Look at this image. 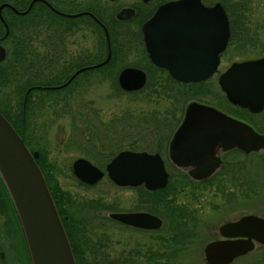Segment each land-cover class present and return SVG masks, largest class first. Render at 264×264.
<instances>
[{"label": "rangeland", "instance_id": "rangeland-1", "mask_svg": "<svg viewBox=\"0 0 264 264\" xmlns=\"http://www.w3.org/2000/svg\"><path fill=\"white\" fill-rule=\"evenodd\" d=\"M135 1L137 0H117V9ZM203 1L207 3L220 2L230 19L231 37L222 56L219 69L227 67L233 62L264 57V0ZM152 2L153 0L149 4ZM126 25L129 26L128 23ZM130 29L126 28V31H130ZM89 30V33H82L84 39L81 38L80 32L74 31L70 41L78 43L79 47L81 42L85 41L84 47L89 44L92 53L95 48L101 46L103 37L96 31L91 32L92 28ZM128 36V34L125 36V44H127ZM131 47H136V45L131 44ZM118 65L120 68L136 65L148 71L149 80L145 87L132 93L117 89L114 79L117 74L116 67L111 71L112 73L106 72V76L103 78L90 79L87 86H80L81 90L78 87L74 92H63L60 96L65 97L60 100L59 105L55 104L56 102L47 103L53 104V106L45 105L42 114L34 122L32 134L35 138H39L43 149L46 150L47 158L52 164L54 177L60 188L71 196V202L65 204V208L75 218L83 221L85 233L92 241L101 239L105 242V248L102 251L109 260H117V257H126L127 259L135 257L140 264H204L203 248L210 239H205L202 243L198 242L200 250L197 248L198 256L194 257L190 256L188 251L177 253L173 250V246L168 244L167 239L171 231L180 232V219H178L180 214L178 210L176 213H171V211L181 209L184 203L191 205L188 206L190 208L197 207L199 203L207 208L213 201L210 195L204 197L205 193L202 195L203 197L199 196L200 188H196L197 186H193L182 178L180 170L167 160L166 146L163 143H161L159 151L164 157L166 168L171 175L169 178L171 186L167 191L158 193L156 196L163 198L167 202V206H164V202H155L157 199L155 194L149 193L142 185L120 187L114 185L105 176L97 184L85 186L73 174L72 162L78 157L86 156L93 163L99 165L97 161H105V158L101 156L102 152L114 154L135 144V140L129 136L134 131L131 125H137L138 122L143 121L148 123L151 117L154 118L151 122L159 127L156 128V131L152 129L149 131L144 130L140 125L139 132L137 130V138H139L137 142L143 146H149L157 142L159 137L163 138L161 141H167L172 129L181 119L179 115L186 99L196 98L211 101L210 94H214L212 85H205L202 92L198 94L196 89L189 87V96H186L185 100L179 90L177 93L178 102L168 98L167 94L170 96L169 93H161L164 84L173 91L172 93L177 91V88L168 83L164 71L156 70L152 66L141 41L134 51H127L124 54L123 60ZM62 67L63 65L60 64L58 69L61 70ZM175 85L178 86V89H182L179 84ZM10 93V88H1L0 98H8ZM11 97L12 101L16 100V95ZM69 103L72 105L71 108L68 106ZM60 104L64 105L66 112L60 111ZM172 111H174L173 115L170 114ZM83 127L86 128L84 132L81 131ZM117 127L125 128V130H119L117 133ZM168 127L170 129H167V132L165 128ZM169 130H171L170 134ZM154 134L159 136L155 138ZM95 136H98L97 140ZM70 139L80 141L79 148L68 145ZM88 140L93 141V144L101 142L105 147L112 145V150L102 151L101 148H90L93 144L85 145ZM114 143H118L117 145L121 148L117 146V149H113ZM145 149L148 150V148ZM84 151H87L86 155L83 154ZM260 154L261 157L257 155L249 157V169L254 174L257 170H264V150ZM253 199L255 201H250L248 204L251 206L250 209H257L264 214V191ZM140 210L159 214L164 222L163 227L155 231L142 232L123 227L109 218L111 212ZM176 218L177 220L174 222ZM3 220H5V216L0 212L1 238L3 234H6ZM0 243L2 242L0 241ZM0 251H2L1 248ZM7 256H10V253ZM9 263L15 264L12 260ZM233 264H264V247L257 245L253 252Z\"/></svg>", "mask_w": 264, "mask_h": 264}, {"label": "water", "instance_id": "water-1", "mask_svg": "<svg viewBox=\"0 0 264 264\" xmlns=\"http://www.w3.org/2000/svg\"><path fill=\"white\" fill-rule=\"evenodd\" d=\"M134 11L122 9L117 17L129 18ZM143 39L150 59L169 69L177 79L199 80L216 68L219 53L224 50L229 34L227 15L220 3L205 6L200 0H175L160 5L142 25ZM108 40V34H106ZM110 52L107 58L109 59ZM5 49L0 46V61ZM76 74V73H74ZM74 76V75H73ZM72 78V77H71ZM70 80V79H69ZM125 90L141 88L145 73L137 68H124L118 76ZM229 98L249 108L264 103V58L234 62L219 79ZM259 106V107H258ZM216 112L197 103L187 106L181 126L169 145V157L177 165H195L203 153H210L217 143L219 129ZM233 125L234 134L228 144L246 152L264 149V134L252 128ZM23 139L0 113V177L9 194L22 229L31 264H76L71 246L46 180ZM205 167L211 170L216 163ZM198 167L197 169H199ZM74 175L84 183L94 184L104 172L84 158L72 163ZM108 177L117 185H139L154 190L167 183L168 173L159 153L123 150L106 165ZM110 217L135 227L155 229L161 220L147 212L111 213ZM225 236L245 239L220 240L207 245L205 257L209 264H227L235 256L254 248V242L264 245V219L246 216L223 225Z\"/></svg>", "mask_w": 264, "mask_h": 264}, {"label": "flooded vegetation", "instance_id": "flooded-vegetation-1", "mask_svg": "<svg viewBox=\"0 0 264 264\" xmlns=\"http://www.w3.org/2000/svg\"><path fill=\"white\" fill-rule=\"evenodd\" d=\"M150 1L151 0H137L131 4L129 3V5L117 9V0H0V46L5 48L6 53L10 48H13L14 38L12 37V33L16 30L19 32H25L26 29L29 28L34 29V32L36 31L37 33L47 34L50 29L53 34L51 48L57 50L56 34L59 29L58 23L62 22V19L80 20L77 22L76 29L73 22H64L66 23L64 25V29L67 34L66 49L67 54L69 55L67 65L70 66L71 75L76 73L71 80V82L74 80L77 81L75 87L76 91V88L81 85H83V87L87 86L90 83L89 80L92 78L96 79L97 77H105L106 74L104 68L108 62L111 61V58L114 55L113 48L110 44L111 56L106 62L102 63L108 54L107 41L105 44L102 43L99 48H95L91 53L89 44L84 47L85 41L81 42L80 47L78 46V43L70 41V38L74 33L73 29L80 32L82 39H84V35L82 33H89L88 30L90 28H92L91 32H103L104 37L105 32H111L110 30L124 34V36L128 34V43L134 44L137 47L140 45L141 41L142 46L145 49L141 32L142 23L160 4L170 0H156V2L153 0V2L149 4ZM204 4L211 5L212 3L205 2ZM126 7L133 9L134 14L128 20L117 19V12ZM143 18L145 19L141 22V25L138 26L137 21ZM228 20L230 25L229 17ZM126 23H128L129 26H127ZM126 28L131 29L130 31H126ZM230 37L231 27L226 48L220 54L217 70L208 78L199 81L191 80L184 82L173 78L168 69L153 64L145 50L147 58L152 66L156 68V70L164 71L166 73L168 83L177 88V91L174 93H172L173 91L169 90L165 84L163 85V89H161V93H169L170 96L167 94L168 98H171L174 102L179 101L177 99V93H179V90L183 95V100H185L186 96H189V87L196 89L197 94L202 92L205 85H212L215 89H213L214 94H210L212 96L211 101L196 98L186 99L187 101L183 109L180 111V121L178 119L179 122L177 121L178 123L174 126L175 128L173 127L174 129H172L171 134V130H169V139H167V141H161L163 138L159 137L158 141L155 142L160 145L163 143L166 146L167 159H169V143L175 130L181 125L182 119L185 115V109L190 102H197L199 104L209 106L212 108L211 110L216 112V118L219 120V129L222 131L216 135L217 143L212 145L211 152L203 153L199 159L202 160V162L197 166H175L180 170V174L184 180L191 183L193 186H197L196 188H200V192L199 189L197 190L199 192V196H202L205 193L204 197L210 195V198L213 201L209 204L210 207L207 208H204L201 203H199L197 207L192 208L188 207L191 205L184 203L181 207L180 215L182 217L180 218L179 224L182 234L180 237H182L184 241H187L185 244L186 249L183 251H188L190 256H198L197 248L200 250L198 242L202 243L205 239L210 240L203 248L204 253L206 245L212 241L245 239L243 236L233 237L223 235L220 230L222 225L239 221L243 217L250 215L264 218V214L261 213L262 211L250 209L251 206L248 205L250 201L253 202V198L256 196L258 197L264 191V170H257L254 174V172H251L249 169V157L251 155L261 157V154L258 152H246L237 145L231 146L228 144L229 135H232V137L234 135L235 139L238 140V135L243 134V130L241 128H239V130H237L234 134L233 125H231L233 123L242 128L250 126L258 133L264 132V104L261 108L250 109L247 106L235 103L227 96L219 84L221 74L228 67L219 69L222 56L228 47ZM69 46H71V48H69ZM136 47L129 46L122 48V50L126 53L127 51H134ZM124 67L120 68V66L117 65V73H119V71ZM133 67L143 70L146 75V80H149L148 71L136 65ZM175 84H179V87H182V89H178V86ZM81 88L82 87L79 89L81 90ZM25 103L26 101L24 100V102H22V106H26ZM173 112L174 111L170 114L173 115ZM144 124H146L145 127H159V125L152 122ZM141 125L143 126V124ZM131 128H133L134 131L133 134L129 136L136 142V125H131ZM165 129L167 130L170 128L168 127ZM119 130L122 131L125 130V128ZM157 136L159 135H153L155 138H157ZM208 163H216V165L211 170H208L205 168L209 167ZM198 167L200 168L197 169ZM186 181H184V183H186ZM13 221L14 219L11 218L6 221L3 220L6 234H3L2 238L0 236V241L2 242L0 243L2 249V251H0V264H10V260H12L15 264H29L25 255L21 235L16 234V230L12 226ZM163 224L164 222L162 220L159 229L163 227ZM122 226L126 228L128 227L125 225ZM132 229L142 232L155 231L138 227H132ZM9 253L10 256H7ZM248 254L250 253L237 256L231 264L246 257ZM90 255L91 253L89 251H84V256L89 257ZM107 263L112 264L113 262L109 260ZM134 263L139 264L135 257H131L129 260L126 257H117V264Z\"/></svg>", "mask_w": 264, "mask_h": 264}, {"label": "trees", "instance_id": "trees-1", "mask_svg": "<svg viewBox=\"0 0 264 264\" xmlns=\"http://www.w3.org/2000/svg\"><path fill=\"white\" fill-rule=\"evenodd\" d=\"M246 18V17H245ZM68 22H73L76 29L78 19H62V22H59V29L56 34V47L57 50L51 48V42L53 34L49 29L48 33L41 34L34 32V29H26L25 32L15 31L12 33L14 38V47L9 50L8 57L6 60L0 64V91L1 88H10L11 93L8 98H0V112L10 121L16 131L23 137L25 144L31 151L38 152V158L36 159L37 164L39 165L47 185L49 187L50 193L53 197V200L56 204L58 213L61 217L64 229L68 236L71 248L77 264H108L109 258L103 253L102 250L105 248V242L101 239L92 241L85 233L84 223L82 220L75 218L70 214L65 208V204L71 202L70 194L61 189L57 180L54 177L53 167L50 161L47 158L46 150L43 149L39 138H35L32 134L34 129V122L42 114V110L45 105L52 107L53 104H47L56 102L55 104L59 105L60 100H63L65 96H60L63 92H71L75 90L77 81H72L66 87L56 90V91H43L41 89H33L29 92L27 96L26 106L23 109L22 102L25 91L34 85H56L65 82L68 77L71 75L70 66L67 65V59L69 55L67 54V34L64 29V25ZM63 27V30H62ZM73 29L74 31H76ZM110 40L113 47V55L111 61L105 66L104 70L112 73L113 69L123 60L124 52L122 48L131 46L130 43L125 44L124 34L117 33L110 30ZM63 32V33H61ZM102 33V32H101ZM102 35V34H101ZM103 37V35H102ZM104 42V38H103ZM102 43V42H101ZM117 49V50H116ZM118 51V52H117ZM123 52V53H122ZM116 53V54H115ZM122 59V60H121ZM62 64L63 67L59 70V65ZM56 66L57 69H56ZM82 84V83H80ZM118 88V86H117ZM160 93V92H158ZM12 95H16V100L12 101ZM63 98V99H62ZM49 99V102L47 100ZM66 99V98H65ZM4 101V102H2ZM69 108L72 106L68 104ZM60 111L66 112L64 105L60 104ZM153 116V115H151ZM150 116V117H151ZM154 120L150 118L149 122ZM147 123L145 121L138 122L136 128L139 132L140 125ZM144 130H154L156 127H145L142 126ZM85 127L81 128V131L84 132ZM119 128H117V133ZM139 135V133H138ZM96 140L98 136H95ZM139 139V138H137ZM130 145L127 148L130 149H145L148 148L149 151L160 150L161 145L154 143L151 145L143 146L141 143L137 142ZM95 140V139H94ZM95 140V141H96ZM68 145H74L79 148L80 144L77 140L70 139L68 140ZM81 143V142H80ZM93 141H86L85 145H92ZM118 143H114L113 149H117ZM87 146V147H88ZM112 145L105 147L104 144L98 142L93 144L90 148H101L102 151H111ZM119 148H121L119 146ZM87 151H84L83 154L86 155ZM112 152L101 153V156L105 158V161H97L99 165H104L108 160V157H111ZM100 160V159H99ZM96 162V163H97ZM171 184H167L164 189L155 190L149 192L151 194L165 192L169 189ZM155 202H164V206H167V202L163 198L156 196ZM150 210V209H149ZM181 213V209H174L171 213ZM154 211V210H151ZM0 212L5 216V220L9 218L14 219L12 222L13 228L16 230V234H21L20 227L18 225L17 217L15 210L11 203V200L8 196L6 188L3 184V181L0 177ZM155 213V212H154ZM182 216L178 219H180ZM177 218L174 220L176 222ZM180 226V224H179ZM180 232L176 233L171 231L167 241L170 246H173V250L177 253H182L186 249L185 244L187 241H184ZM86 237V238H85ZM1 247V246H0ZM84 251H89L91 255L89 257L84 256ZM151 251V250H150ZM129 260V259H128ZM112 264H117V260H111ZM135 264V263H134ZM140 264V262H139Z\"/></svg>", "mask_w": 264, "mask_h": 264}]
</instances>
